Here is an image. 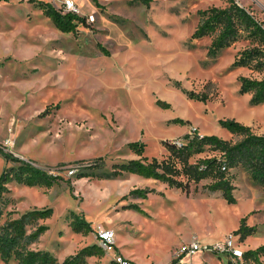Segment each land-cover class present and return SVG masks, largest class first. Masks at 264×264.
I'll use <instances>...</instances> for the list:
<instances>
[{
    "label": "rangeland",
    "instance_id": "374dc122",
    "mask_svg": "<svg viewBox=\"0 0 264 264\" xmlns=\"http://www.w3.org/2000/svg\"><path fill=\"white\" fill-rule=\"evenodd\" d=\"M60 1L0 0V144L58 175L49 187L8 181L0 198V225L18 213L14 199L26 210L28 203L50 207L47 229L29 247L50 252L55 264L82 247L81 242L70 244L83 233L72 229L74 218H83L91 228L83 233V246L98 245V225L115 232L116 249L107 253L98 245L101 253L86 256L84 264H116V252L131 264H227L226 253L203 247L227 234L237 239L234 230L242 217L253 227L241 240L242 248L264 243V193L242 165L224 173L233 186L234 202L220 190L207 189L214 175L190 181L187 194L168 185L170 189H160L163 193L154 184L138 187L152 190L125 197L135 196L140 210H123L113 198L97 205L91 201L92 185L84 183L114 178L106 174L113 164L128 159L129 141L143 142L144 156L160 158L166 140L191 131L240 140L242 135L231 133L219 119L248 122L250 111L264 117V109L250 103L249 92L239 93L237 80L240 75L264 78L261 36L240 24L234 40L215 56L207 54L214 34L191 37L199 10L225 7L229 0H152L149 6L132 0H74L81 15L94 13V21L62 32L40 8L41 2L55 7ZM234 1L264 28V0ZM253 46L261 52L248 65L232 64L240 50ZM254 131L264 135V124H256ZM212 153L218 154L217 149L203 146L188 161ZM175 162L180 168L178 158ZM17 165L0 154V173ZM70 168L76 170L69 175ZM79 175L84 182L74 185ZM178 178L186 182L185 176ZM108 183L113 191V182ZM116 206L122 210L115 212ZM194 237L201 249L177 258L176 252ZM259 260L247 259L245 264H264V254ZM0 264L19 263L12 255L0 256Z\"/></svg>",
    "mask_w": 264,
    "mask_h": 264
},
{
    "label": "trees",
    "instance_id": "16d2710c",
    "mask_svg": "<svg viewBox=\"0 0 264 264\" xmlns=\"http://www.w3.org/2000/svg\"><path fill=\"white\" fill-rule=\"evenodd\" d=\"M132 1L149 6L152 0ZM40 8L51 19L55 28L62 32H75L79 24H89L85 22L83 17L71 12L62 13L47 2H41ZM198 12L200 18L191 33V37L200 38L214 34L207 47L209 56H215L220 49L229 46L234 40L240 24H244L247 29L249 28L250 34L260 35L264 40V28L261 22L257 21L252 14L234 0H229V4L225 7L211 6ZM100 48L107 54L106 50L102 47ZM257 52H261L260 49L254 46L251 48L246 47L236 54L237 56L232 64L234 66L248 65V61ZM237 80L239 81V93L249 92L251 104L264 102V78L257 79L240 75ZM199 98L203 99L202 97ZM219 123L231 133L241 134L242 138L231 142L214 134L202 135L201 137L195 134L185 135L183 137L185 142L181 147H176L171 144L170 140H166L167 153L162 158H147L142 155L143 142L129 141L127 147L140 157L113 164L112 170L106 174V177H116L123 172L136 173L164 182L169 187L180 188L187 194L190 181L197 183L202 178L214 175V181L206 186L207 189L212 191L220 190L228 202H234L235 198L231 192L233 186L224 173L228 167L242 165L249 173L251 179L261 185L264 193V135L256 134L248 125L234 118L219 119ZM203 146L217 149L218 154H208L195 163H190L188 159L192 153L200 152ZM0 154L6 160L18 163L17 166L5 168L0 173V198L2 193L7 190L6 183L10 180L27 185L38 184L49 187L58 177L57 174H49L42 168L19 158L8 151L2 144H0ZM175 158H178L180 168L176 166ZM180 175L186 177V182L178 178ZM82 176L79 175L78 178ZM149 190L134 188L130 190L129 194L145 196V193ZM129 206L140 210V207L136 204H129ZM51 212L50 207H34L20 213L16 217L5 219L0 225V256L3 259H8L13 255L19 264H55L56 258L50 252L29 247L47 229L45 224H40L38 221L49 217ZM70 224L73 230L83 233H87L91 229L89 223L83 218H74ZM27 226H32L33 229L27 231ZM252 231L253 227L247 226L245 218L242 217L234 233L240 235L239 240L241 241L244 237L251 234ZM99 253H101V248L97 244H87L79 248L74 254L66 256L62 260V264H84L86 256ZM262 254H264V243L255 248L244 249L243 262L241 264H245L247 259L260 263L259 259Z\"/></svg>",
    "mask_w": 264,
    "mask_h": 264
},
{
    "label": "crops",
    "instance_id": "0c3cea01",
    "mask_svg": "<svg viewBox=\"0 0 264 264\" xmlns=\"http://www.w3.org/2000/svg\"><path fill=\"white\" fill-rule=\"evenodd\" d=\"M151 2H150V4H151ZM254 107H258V108L262 107L264 109V102L256 104ZM239 120L243 121V123H246V124L248 123V126L251 128V130L253 132H255L254 131V126L256 124L257 125L264 124L263 114H258L257 112H254V111L248 112V122L246 120H243L242 118L239 119ZM165 152L167 153V151H165ZM16 155L17 156H21L22 158H24V156L22 154L18 153ZM142 155H143V153H142ZM164 156H162V157H164ZM138 157H140V156L138 154H136L135 152H133V151H131V153L128 155V159L138 158ZM162 157H160V158H162ZM147 158H151V157H147ZM83 180H84L83 177L76 179L74 181V185H76L79 182H84ZM108 181L113 182V185H114L113 186V191L110 190L107 187V185L109 184ZM84 183L85 184H91L93 186V187L91 186V188L93 189V193H92V196H91V201H94V203H96L97 205H100L103 201H105L107 199H110V198H113V200L116 201V204L120 205L122 207V209L123 208H127V209L130 208L131 209L132 207H129V204H136L137 206H139L141 208V206H140L141 203L137 202V199H136L135 196L134 197H128L127 196V198L123 197L128 192H130V190H132L134 188L145 187V186L147 187L149 184H154V185L157 186V187H155V189L153 188L156 192L157 191L158 192H162V191H160V189H163L165 191L170 189L167 186V184L164 183V182H161L159 180L153 179L151 177H144V176H141L139 174L131 173V172H123L121 176L114 177V178H105V179H102V180L99 179L98 181H96L94 183H91V180L90 181H85ZM126 184H128V185H126ZM105 186H106L107 190L104 189ZM8 188L11 189L12 187L9 186ZM11 195H12L11 196L12 199H14L13 198V191H12ZM14 200L16 201L15 204H14L16 206L15 209H16V211L18 213H14L13 217H16L20 213L24 212V210H26V208L25 209L24 208H20L19 205L17 204V200L16 199H14ZM42 205H44V202L40 203V207ZM26 206H27L28 209H30V208H33L32 206H35V205H31L30 203H28V205H26ZM122 209H120L119 206H116L115 212H119ZM44 220L45 219H40L39 223L40 224H44V222H45ZM106 221H107L106 223L110 224V219H108ZM109 224H107L106 226H109ZM80 236L81 237H79L78 241L72 242L70 244L76 245V244H81L82 243L81 246H83L84 245V240H85V235L83 233H81ZM62 259H64V257Z\"/></svg>",
    "mask_w": 264,
    "mask_h": 264
},
{
    "label": "built area",
    "instance_id": "2783aa9c",
    "mask_svg": "<svg viewBox=\"0 0 264 264\" xmlns=\"http://www.w3.org/2000/svg\"><path fill=\"white\" fill-rule=\"evenodd\" d=\"M56 9L60 10L62 13L71 12L77 16L83 17L85 22L91 23L94 21L95 15L94 13H87L86 15H81L79 7L75 3L74 0H62L55 6ZM197 135L201 137L202 134L194 133L191 131L187 135ZM171 144L175 145L176 147H181L185 139L183 137H177L170 139ZM76 169L70 168L67 170V174H72ZM52 174L56 175L55 172H51ZM59 174V173H58ZM95 237L97 240L98 245L107 253L116 249L115 247V232L113 229L100 226L98 225L95 230ZM201 247L196 240L193 238L190 242L184 244L180 250L176 252V257L180 258L182 255L192 256L196 253V251L200 250ZM204 250H209L212 252L217 253L220 255L221 253L227 254V264H241L243 262V248L241 245V241L239 237L235 239L233 234H227L224 237L223 241L217 242L212 246H205L203 247ZM116 264H131V261L124 258L119 252H116L113 259ZM182 264H189V263H182Z\"/></svg>",
    "mask_w": 264,
    "mask_h": 264
}]
</instances>
